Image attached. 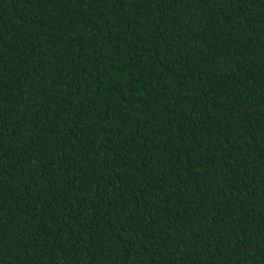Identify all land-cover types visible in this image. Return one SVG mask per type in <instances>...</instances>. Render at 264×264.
Returning a JSON list of instances; mask_svg holds the SVG:
<instances>
[{
    "label": "trees",
    "instance_id": "obj_1",
    "mask_svg": "<svg viewBox=\"0 0 264 264\" xmlns=\"http://www.w3.org/2000/svg\"><path fill=\"white\" fill-rule=\"evenodd\" d=\"M0 264H264V0H0Z\"/></svg>",
    "mask_w": 264,
    "mask_h": 264
}]
</instances>
